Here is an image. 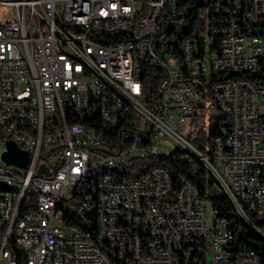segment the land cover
<instances>
[{"label":"built area","instance_id":"built-area-1","mask_svg":"<svg viewBox=\"0 0 264 264\" xmlns=\"http://www.w3.org/2000/svg\"><path fill=\"white\" fill-rule=\"evenodd\" d=\"M0 2L11 6L0 17V129H20L0 137V179L22 186L0 189V264H262L253 248L235 247L233 221L192 179L151 161L188 144L181 156L264 238V0H213L186 40L182 0ZM146 72L158 76L153 105L139 87ZM198 92L226 116L210 152L182 129ZM7 139L29 152L26 166L1 158ZM105 164L132 166L133 176ZM89 170L102 178L75 187Z\"/></svg>","mask_w":264,"mask_h":264},{"label":"trees","instance_id":"trees-1","mask_svg":"<svg viewBox=\"0 0 264 264\" xmlns=\"http://www.w3.org/2000/svg\"><path fill=\"white\" fill-rule=\"evenodd\" d=\"M209 3V15L211 14L212 2L213 0H207ZM206 0H182L180 5L185 7V12L183 14V22H185L184 33L192 31L195 29V22L199 21L204 23V18L198 19L199 12L206 5ZM143 80L145 83V102H151L150 105H153L158 96V76L153 72H146L143 75ZM212 101V114L209 126L208 135L202 134V132H197L195 135L192 132H186L187 139L202 152H210L212 148V140L216 134L220 131L221 127L225 124L226 116L220 110L217 102L213 99L211 95H208ZM206 96L202 100L196 103L195 111L192 114L198 113L200 106L205 105ZM5 134L2 129H0V137H4ZM181 153H188V150L181 147L174 148V152L167 156H162L157 160L151 161V164H162L166 166L170 173L173 175L175 180L179 173H184L187 177L195 182L200 190L202 196L208 197L214 207L218 209L220 215L228 217L233 221L235 226V237L233 239V244L235 247L246 245L255 250L259 255L262 264H264V238L257 234L253 229L247 226L243 221L239 213L236 211L231 200L223 193H216L211 189L210 183L204 177L202 168H199L197 171H194L191 167L192 156L184 158L181 156ZM200 164V163H199ZM133 174V173H131ZM138 175V173H136ZM258 223L264 226V218H256Z\"/></svg>","mask_w":264,"mask_h":264},{"label":"bare ground","instance_id":"bare-ground-1","mask_svg":"<svg viewBox=\"0 0 264 264\" xmlns=\"http://www.w3.org/2000/svg\"><path fill=\"white\" fill-rule=\"evenodd\" d=\"M184 29H180L179 40L188 39L189 32L195 31L194 29L184 33ZM174 49L175 42H166V50ZM143 75L144 74H141V77H139V87L141 88L145 87ZM177 79L181 82H190V75L187 74L186 71H177ZM112 95H120V86H112ZM204 96L205 92H198V100H202ZM94 115H103V108H94ZM83 125L90 129L91 134H100L101 123L97 122L93 116H84ZM4 133L13 137H20V129H17L16 123L13 122H4ZM125 136H127V127H119V129L116 130V140H124ZM14 141L19 145V141ZM179 147L188 150V144H179ZM169 154L170 153H164L162 156H167ZM105 171L123 174V176H133V174H131L133 173V167L122 164H105ZM101 178L102 170H89L85 175H82V179H75V187H88V184H90L91 181L100 180ZM0 189H8L12 193H22V186L18 183L11 182L10 180L0 179ZM239 209H248L247 199H239ZM211 250L212 253H210ZM205 256H215V248H205Z\"/></svg>","mask_w":264,"mask_h":264},{"label":"rangeland","instance_id":"rangeland-1","mask_svg":"<svg viewBox=\"0 0 264 264\" xmlns=\"http://www.w3.org/2000/svg\"><path fill=\"white\" fill-rule=\"evenodd\" d=\"M207 2V0H206ZM205 13V17L209 16V3L207 2L204 8L202 9ZM11 15V6L5 3L0 2V17H8ZM211 99L209 96H206L205 105L200 106L198 113L189 115L185 122L182 125V129L185 132H192L194 135L197 132H202L204 135H208L209 126L212 114ZM179 146H175L177 148ZM1 149V145H0ZM208 218L211 217V205L210 202L207 203ZM212 253V250L210 251Z\"/></svg>","mask_w":264,"mask_h":264},{"label":"water","instance_id":"water-1","mask_svg":"<svg viewBox=\"0 0 264 264\" xmlns=\"http://www.w3.org/2000/svg\"><path fill=\"white\" fill-rule=\"evenodd\" d=\"M6 149L1 152V158L7 163H15L21 166H26L29 157V152L19 147L12 139L5 141ZM43 168V165L41 166Z\"/></svg>","mask_w":264,"mask_h":264}]
</instances>
